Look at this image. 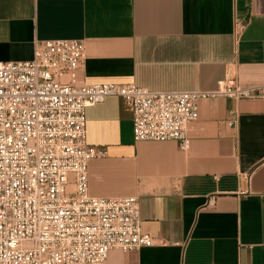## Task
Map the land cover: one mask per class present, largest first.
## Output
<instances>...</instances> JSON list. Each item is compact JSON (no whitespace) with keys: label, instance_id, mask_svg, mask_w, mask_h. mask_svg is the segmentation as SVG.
Returning a JSON list of instances; mask_svg holds the SVG:
<instances>
[{"label":"crops","instance_id":"1","mask_svg":"<svg viewBox=\"0 0 264 264\" xmlns=\"http://www.w3.org/2000/svg\"><path fill=\"white\" fill-rule=\"evenodd\" d=\"M52 39L83 43L81 82L264 85V0H0V61ZM85 113L87 142L105 149L88 164L90 193L138 196L154 238L106 264H264V98L200 100L186 149L134 141L117 96Z\"/></svg>","mask_w":264,"mask_h":264},{"label":"built area","instance_id":"2","mask_svg":"<svg viewBox=\"0 0 264 264\" xmlns=\"http://www.w3.org/2000/svg\"><path fill=\"white\" fill-rule=\"evenodd\" d=\"M84 57L81 41L52 39L34 40L28 60L0 61V264H106L112 249L153 244L138 196L89 191L88 164L105 149L87 142V107L117 96L132 114L134 141L186 149L200 100L264 98V85L234 79L208 90L81 82Z\"/></svg>","mask_w":264,"mask_h":264}]
</instances>
